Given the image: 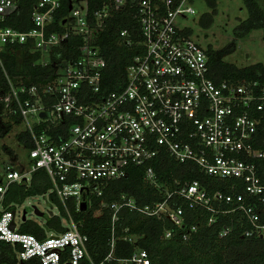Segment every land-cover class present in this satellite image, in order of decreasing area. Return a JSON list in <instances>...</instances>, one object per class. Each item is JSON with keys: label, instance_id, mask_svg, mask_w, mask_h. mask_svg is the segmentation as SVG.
<instances>
[{"label": "built area", "instance_id": "2783aa9c", "mask_svg": "<svg viewBox=\"0 0 264 264\" xmlns=\"http://www.w3.org/2000/svg\"><path fill=\"white\" fill-rule=\"evenodd\" d=\"M193 2L105 0L92 9L90 0H36L31 28L21 30L8 24L21 0H0V55L7 46L28 45L47 65L54 49H68L45 83L27 85L23 76L7 75L3 114L15 104L26 125L21 132L32 141V169L10 166L6 181L0 179V242L17 248L19 263L36 258L40 264H107L123 209L170 221L184 239L199 229L189 211L196 212V221L206 216L207 226L219 224L220 237L238 228L243 237L264 239V83L211 77L207 49L190 37V28L176 23L196 14ZM117 15L128 22L117 30V44L133 54L122 77L109 82L105 50ZM46 52L50 60L42 61ZM164 157L195 164L211 179L160 182L155 165ZM135 168H143L144 181L163 198L146 205L127 194L102 201L97 212L112 210L113 236L110 253L97 263L67 201L74 199L78 210L83 202L91 208ZM39 169L52 182L45 194L54 193L69 213L66 230L45 238L20 231L18 212L5 204L10 185L28 181ZM164 235L171 238L173 230ZM124 239L136 241L132 235ZM119 262L152 264L145 248Z\"/></svg>", "mask_w": 264, "mask_h": 264}, {"label": "trees", "instance_id": "16d2710c", "mask_svg": "<svg viewBox=\"0 0 264 264\" xmlns=\"http://www.w3.org/2000/svg\"><path fill=\"white\" fill-rule=\"evenodd\" d=\"M105 0H90L92 9L99 6ZM36 0H21V6L13 18L8 21L21 30L31 28L30 15ZM212 11L205 13L200 18L203 27H209L214 15L217 13V0H206ZM249 17L242 21L236 28L237 36H243L253 28L264 29V0H244ZM128 22L117 15L110 27L109 39L105 54L109 60V69L106 78L109 82L125 73V67L130 61L132 51L117 44V30ZM71 45L68 46L70 48ZM231 46L230 48H232ZM68 50V49H67ZM56 48L52 53V62L43 65L39 62L40 52H32L28 45L7 46L0 55V137L6 136L13 124L21 123L20 112L16 105L10 107L9 115L3 114L4 98L9 92L7 75L14 80L23 76L27 85L33 83H45L53 78L57 66L56 62L68 55V51ZM72 51V50H70ZM69 51V53H70ZM210 56L211 77L215 80L229 79L232 81H260L264 83V65L261 63L247 67H237L223 60L224 50L215 51L207 49ZM110 83V89L115 88ZM19 141L27 147L32 146V141L27 133L17 135ZM160 182L171 181L177 177L181 179L198 178L203 181L211 179L200 171L199 167L192 163H179L169 157H164L160 163L155 165ZM143 168L132 169L129 176L114 181L106 190L102 198H95L93 206L86 211L78 210L74 199H69L67 205L71 216L79 223L80 231L89 237V255L95 262L104 261L111 251V240L113 236L112 216L110 208H103L97 212L100 203H110L119 200L122 194L133 196L139 205H146L161 200L163 196L157 187L144 181ZM52 182L49 174L44 169L37 170L32 175V182H14L6 193L7 206L23 202L28 196L34 194H45L51 188ZM61 211V215L48 216L45 225H40L32 219H24L19 225V230L45 238L49 233H61L66 230L63 218L68 219L69 213L65 210L63 203L54 194H50ZM97 212V213H96ZM189 220L199 225L198 231L188 239H184L182 232L170 221L158 220L145 217L137 211L123 209L119 213V219L115 223V247L113 259L107 264H123L119 262L122 258H128L136 248L148 250L152 264H264V239L243 237L240 229L227 237H220L219 224L207 226L203 221H196V212L189 211ZM167 229L173 230L171 238L165 237ZM136 237L132 242L124 239L126 236ZM66 256L64 255L63 260ZM87 264L88 261H85ZM0 264H21L17 258V248L6 242H0ZM23 264H40L34 258Z\"/></svg>", "mask_w": 264, "mask_h": 264}, {"label": "rangeland", "instance_id": "374dc122", "mask_svg": "<svg viewBox=\"0 0 264 264\" xmlns=\"http://www.w3.org/2000/svg\"><path fill=\"white\" fill-rule=\"evenodd\" d=\"M196 14L188 15L187 18H179L176 23L180 27L190 28V37L204 49L215 51L224 50L223 60L243 68L261 63L264 65V29L253 28L243 36H237L235 28L249 17L244 0H217V13L209 27H203L200 18L212 9L206 0H194ZM233 46L232 48H230ZM49 53L46 52L42 61H49ZM26 128L25 123L13 124L10 132L0 137V179L6 181L7 168L13 166L19 170L32 169L29 158V147L19 141L17 135ZM32 182V176L28 184ZM34 206L45 213L39 217L34 213ZM19 216L17 222L21 224L20 215L27 211V218L35 220L40 225H45L49 216L48 211L61 215L59 207L51 198L50 194H34L28 196L21 203H14ZM97 213V212H96ZM63 224L68 227V220L63 218Z\"/></svg>", "mask_w": 264, "mask_h": 264}, {"label": "water", "instance_id": "95a60500", "mask_svg": "<svg viewBox=\"0 0 264 264\" xmlns=\"http://www.w3.org/2000/svg\"><path fill=\"white\" fill-rule=\"evenodd\" d=\"M42 115L44 116L45 113L43 112ZM33 208H34V213H35L37 216H39V217H43V216H45V213L42 212V211H40L36 206H34ZM81 210H82V211H86V210H87V204H86V202H83V203L81 204ZM14 213H15V211H14ZM48 214H49L50 216H52L54 213H53V211L50 210V211H48ZM26 218H27V211L24 210L22 219L24 220V219H26ZM12 228H15V222H14V221L12 222ZM67 230H68V228H67ZM21 264H23V263H21ZM68 264H69V263H68Z\"/></svg>", "mask_w": 264, "mask_h": 264}]
</instances>
